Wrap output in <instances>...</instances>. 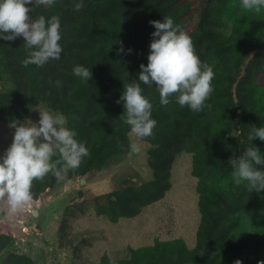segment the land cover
Wrapping results in <instances>:
<instances>
[{
  "label": "trees",
  "instance_id": "trees-1",
  "mask_svg": "<svg viewBox=\"0 0 264 264\" xmlns=\"http://www.w3.org/2000/svg\"><path fill=\"white\" fill-rule=\"evenodd\" d=\"M74 2L56 0L51 7L34 6L32 13L33 18L44 15L46 19L60 15V59L43 67H23V38L0 39V122L26 119L33 102L63 113L67 126L77 132L76 139L89 150L80 167L68 171L69 177L72 172L83 177L105 170L130 151V128L119 117L124 108L117 100L123 85L138 79L140 64L147 65L155 31L150 21L172 17L215 74L208 106L199 113L175 101L162 107L155 85L141 83L157 121L154 135L144 139L149 145L146 164L151 179L125 181L104 194L95 207L97 215L112 223L136 216L170 189L176 154L190 153L199 212L194 247L182 238L155 240L128 247L123 258L103 254L98 264H207L211 260L262 264L264 222L256 207L264 190L248 191L246 182L235 185L228 161L242 155L250 143L264 157V141L247 139L251 128L264 126V83L259 81L264 74V10L246 11L240 0H84V8L75 12ZM121 47L124 51L118 52ZM76 65L90 69L88 82L73 74ZM56 80L62 81L61 87L55 86ZM58 158L57 154L52 159ZM257 167L264 170V165ZM58 181L51 173L43 181H34L33 201ZM3 215L0 206V218ZM13 242V236L0 233V253ZM1 264L37 263L25 253L10 252Z\"/></svg>",
  "mask_w": 264,
  "mask_h": 264
},
{
  "label": "clouds",
  "instance_id": "clouds-1",
  "mask_svg": "<svg viewBox=\"0 0 264 264\" xmlns=\"http://www.w3.org/2000/svg\"><path fill=\"white\" fill-rule=\"evenodd\" d=\"M55 3L56 0H0V39L23 38L26 52L21 61L23 67L30 64L43 67L50 60L60 59L63 51L60 15L47 19L44 15L36 18L32 15L34 6L51 7ZM240 7L260 13L264 10V0H240ZM83 8L84 0H75L72 5L75 12ZM150 24L155 31L151 33L147 65L140 64L138 79L123 85L117 100L123 102L124 112L119 117L130 128L129 148L133 154H142L140 142L152 137L157 125L152 118L153 105L143 94L141 83L150 88L155 85L162 107L175 101L194 113L208 106L206 101L213 92V68L200 60L191 36L181 25L170 16L164 17L163 22L152 20ZM122 51V47L118 49ZM72 72L81 81L92 78L90 69L82 65L74 66ZM54 84L61 87L62 81L56 80ZM67 125L68 118L63 113L48 109H39L36 123L28 119L9 122L14 133L11 144L0 157V201L4 202L10 218L22 213L33 200L34 181H43L50 173L57 180L63 179L64 173L77 170L89 155L85 144L76 139L77 132ZM254 138L264 141V126L250 129L247 139L251 142ZM57 154L59 158L53 160ZM228 163L235 185L246 182L248 191L264 190V170L257 167L264 165V157L258 147L250 143L242 155L230 157Z\"/></svg>",
  "mask_w": 264,
  "mask_h": 264
},
{
  "label": "rangeland",
  "instance_id": "rangeland-1",
  "mask_svg": "<svg viewBox=\"0 0 264 264\" xmlns=\"http://www.w3.org/2000/svg\"><path fill=\"white\" fill-rule=\"evenodd\" d=\"M259 81L264 83V74ZM39 109L47 108L33 102L26 119L36 123ZM8 125L0 122V157L13 138L14 129ZM140 143L142 154H133L130 150L122 160L105 170L77 176L75 181L68 172L64 173L63 179L52 190L32 200L15 218L9 217L4 202L0 201L4 210L0 233L14 238V242L0 253V264L10 252L25 253L37 264H98L103 254L123 258L128 247L174 238H182L189 248H193L199 212L196 178L190 173V153L176 154L171 167L170 189L163 198L146 205L136 216L112 223L95 213L96 205L108 191L119 188L125 181L140 183L151 179L146 164L149 145L144 140ZM71 190H80L82 195L69 202L66 193ZM256 211L264 222V194L260 196ZM61 226L64 227L62 231ZM207 264L221 263L211 260Z\"/></svg>",
  "mask_w": 264,
  "mask_h": 264
},
{
  "label": "water",
  "instance_id": "water-1",
  "mask_svg": "<svg viewBox=\"0 0 264 264\" xmlns=\"http://www.w3.org/2000/svg\"><path fill=\"white\" fill-rule=\"evenodd\" d=\"M77 179V176L75 175L74 172H72V176H71V180L72 181H75ZM81 183L83 182V179L80 180ZM82 195V191H75V190H71V191H68L66 193V198L69 202H71L72 199L76 198V197H80ZM36 211L33 212L34 215H36Z\"/></svg>",
  "mask_w": 264,
  "mask_h": 264
},
{
  "label": "flooded vegetation",
  "instance_id": "flooded-vegetation-1",
  "mask_svg": "<svg viewBox=\"0 0 264 264\" xmlns=\"http://www.w3.org/2000/svg\"><path fill=\"white\" fill-rule=\"evenodd\" d=\"M76 191V190H75Z\"/></svg>",
  "mask_w": 264,
  "mask_h": 264
}]
</instances>
